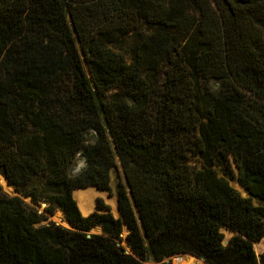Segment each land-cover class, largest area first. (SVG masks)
Returning <instances> with one entry per match:
<instances>
[{
    "label": "trees",
    "instance_id": "obj_1",
    "mask_svg": "<svg viewBox=\"0 0 264 264\" xmlns=\"http://www.w3.org/2000/svg\"><path fill=\"white\" fill-rule=\"evenodd\" d=\"M0 170V264H264V0H0Z\"/></svg>",
    "mask_w": 264,
    "mask_h": 264
},
{
    "label": "rangeland",
    "instance_id": "obj_2",
    "mask_svg": "<svg viewBox=\"0 0 264 264\" xmlns=\"http://www.w3.org/2000/svg\"><path fill=\"white\" fill-rule=\"evenodd\" d=\"M132 42H133L132 36L124 37V38H121L119 40V42L114 45V48L117 49V50H121L122 52H126V51H128V48H129V46L131 45ZM84 66H85V69L87 71V74L90 76L89 67H88L87 63L85 62V60H84ZM85 166H86V164H85L84 160L81 157L78 158V160L76 161V163L72 167V170H71L72 174L73 175L78 174L79 172H81L85 168ZM233 168H234L235 173L237 174V172H238L237 167L234 165ZM217 170H218L220 176H223V177L227 178L230 181L231 185L234 188H236L238 191H240L243 194V196H246V197L249 196L248 192L240 184L237 176L232 177V176H230L228 174H225L224 170H222L221 167H218ZM0 177H3L5 179V177L3 176L1 170H0ZM124 179L125 178H124V174H123V170H122L121 164L118 162V167L116 169H114L112 171V173H111L110 188L106 189L104 194L98 195V196L95 197L93 210L90 213H88L87 215H83V216L87 217L91 213H93L96 210L97 200L98 199H102L104 204H106V205H108L110 207L111 212L113 213V215L115 217H118V214H117L116 209H115V205L118 207L119 184L121 182H124ZM5 181H6V179H5ZM0 186L2 187L3 192L8 194L9 196H19L27 204H29L31 207L37 208L41 213H43L45 215L46 219L43 221L42 225L54 222V223H56L58 225L63 226L64 228L72 230L70 227H67V221L68 220L66 219L65 214L60 209H57L55 211V213L52 215V214L47 213V212L44 211V208H43L44 205L42 207H37L35 204H33L32 201H31V197H23V196H21V194L16 190V187L14 185L7 184V182H6V184H3V183L0 182ZM77 192H78L77 189L74 190L73 196H74L75 200L77 201V203L79 204V199L77 197ZM254 203L256 205H263V203L261 201L257 200V199H254ZM92 231L94 233H96V234H100L102 232L101 229L98 228V227L94 228ZM221 231H222V233L224 235V244L227 245L229 243V241L231 240V238H233L235 236V233H234L233 230H231V229H229L227 227H223L221 229ZM128 233L129 232L126 229H124V232H123L124 237ZM122 245L125 247L124 242L122 243ZM255 247H256V251H257L256 255L258 257L261 256V254L264 251V240L261 243L255 245ZM125 249L127 250L126 247H125ZM175 257H180L184 261L188 260V257L185 256V255H175V256H173V258H175ZM194 261H196V260H194ZM171 263L174 264L173 261ZM144 264H157V263L151 261V262H145ZM197 264H203V263L201 261H197Z\"/></svg>",
    "mask_w": 264,
    "mask_h": 264
},
{
    "label": "bare ground",
    "instance_id": "obj_3",
    "mask_svg": "<svg viewBox=\"0 0 264 264\" xmlns=\"http://www.w3.org/2000/svg\"><path fill=\"white\" fill-rule=\"evenodd\" d=\"M0 182L6 184V181L3 177H0ZM77 197L79 199V209L82 215H87L90 213L94 208V199L98 195H102L105 193V190H101L96 186H90L84 189H77ZM116 212L118 214V207L115 205ZM67 227L68 224H67ZM195 260V259H194ZM191 258H188L187 261H184L180 258L176 264H197V261H194Z\"/></svg>",
    "mask_w": 264,
    "mask_h": 264
},
{
    "label": "water",
    "instance_id": "obj_4",
    "mask_svg": "<svg viewBox=\"0 0 264 264\" xmlns=\"http://www.w3.org/2000/svg\"><path fill=\"white\" fill-rule=\"evenodd\" d=\"M6 179V178H5ZM6 182H7V184H9V182H8V180L6 179ZM46 205H44V207H45ZM43 207V208H44ZM119 217H121V213H120V210H119V206H118V217L117 218H119ZM67 224H68V226L72 229V230H74V231H82V230H80V229H78V228H76L74 225H72L69 221H67ZM125 229L129 232V229H128V227L125 225ZM89 236L90 235H92V234H96V233H94L92 230L91 231H88V232H86ZM235 233V232H234ZM236 234V233H235ZM123 237H124V235H122ZM124 245L127 247V252L128 253H132V251H131V247L126 243V242H124ZM179 255H185V256H187L188 258H191V259H195L196 261H201L203 264H206V262H205V260L203 259V258H197L196 256H194V255H191V254H179ZM174 259V260H173ZM180 259V257H175V258H173V257H171V258H168V259H166V261H168V262H172L173 261V263L174 264H176L177 263V261ZM258 259L260 260L261 259V256H259L258 257Z\"/></svg>",
    "mask_w": 264,
    "mask_h": 264
}]
</instances>
